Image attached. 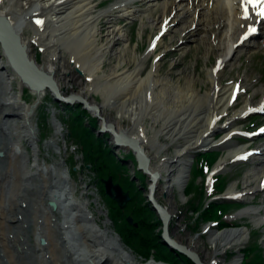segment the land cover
I'll use <instances>...</instances> for the list:
<instances>
[{
  "label": "bare ground",
  "instance_id": "obj_1",
  "mask_svg": "<svg viewBox=\"0 0 264 264\" xmlns=\"http://www.w3.org/2000/svg\"><path fill=\"white\" fill-rule=\"evenodd\" d=\"M134 1L118 0L96 12L95 6L98 3L95 5L94 0H0V43L4 47L6 45V48L0 52V151L2 152L0 155V264H126L127 262L169 264L152 256L146 262L136 260L133 251L123 244L119 234L110 227L109 220L101 219L93 213L89 205L96 199L90 201L89 194L84 191L75 194L73 181L59 158L62 151L57 142L58 138L45 141L47 149L58 153L57 158L48 163L39 161L37 129L31 116L47 88L35 86L39 85L37 81L44 80L46 83H51V80L56 79L55 62L59 59L58 54L61 49L67 51L73 63L83 70L78 68L80 74L84 72L87 74L89 82L87 80L83 82L84 89L74 94L86 99L90 105L99 106L105 124L110 123L115 132H123L137 140L139 147L144 150L149 160L147 170L155 179L154 183L150 181L149 184V187L153 185L152 200L156 196L158 183L166 177L173 164H176V170L172 175L167 176L164 192L177 187L183 195L188 181V166L195 152L220 151L223 149L221 146L226 147L227 155L231 160L229 157L217 160L218 154L211 166L213 175H221L228 165L240 162L237 158L242 151L248 149L244 145H236L233 136L237 135L239 129L234 121L241 118L252 104L246 99L240 109L229 111L232 98L236 96L235 82L221 85L218 82V72L221 65L232 61L239 50L256 47L249 39L241 43L237 42L250 24H264V20L257 22L258 11L245 18L242 0H146L149 3L153 2V7L159 5L162 8L161 18L158 21L161 34L170 30L165 12L169 10L170 13L175 10L173 15L178 18V25H182L183 30L188 29L185 34L193 36L200 30L208 52H212L215 46L220 49L223 48L222 45L227 46V49L217 56L221 64L216 68L214 66L207 74L211 87L202 92L194 87L195 81L189 77L186 78L183 86L180 83L171 84L170 80L159 83L160 79L155 77L157 75L155 63L151 64L146 75L142 73L146 57L154 50V43L144 56L135 60L134 68L121 67L110 73H101L110 44L101 43L97 21L104 15L114 17L116 12L123 17L135 15L140 9H134L129 5ZM117 7L119 9L114 10ZM37 16L45 17L42 25L35 23L37 19L34 18ZM5 25L11 26L18 34L19 44L23 46L27 60L36 66H33L36 72L24 65L18 44L10 40V33ZM28 28L33 32L30 37L25 36L23 32ZM192 28L193 31H190ZM117 30L113 28L108 34H116ZM121 33L119 32L118 38H121ZM32 42L39 45L43 51L45 55L43 63L38 64L30 54ZM262 44L264 46V39ZM164 56L165 53L160 59ZM13 79H17L21 90L30 87L34 94L33 102L27 103L21 98L20 93L14 92L11 86ZM55 85L60 97L74 95L73 92L66 91L63 83L61 86L55 81ZM94 93L102 95L103 102H91L88 95ZM57 101L62 102L59 99ZM107 106L115 109L116 117L121 120L127 119L131 124L122 128L118 126L116 120L105 117L102 112ZM223 116H226L224 121L218 125L217 121ZM149 117L153 120L152 131L144 126L145 119ZM54 120V132L57 136L61 132L60 122ZM221 132L223 133L218 140L216 136ZM249 133L248 144L257 137L252 130H249ZM160 135L170 142L178 141L176 159L165 157L152 161L148 149L157 153L168 144V142L161 144ZM21 140L33 146L32 162L26 144L24 145ZM249 149L252 151L251 155L261 156L264 160V147L263 150L257 146H250ZM132 151L136 155V151L133 149ZM9 172L13 176L10 174L8 178L6 174ZM257 174L256 169L251 170L246 176L248 183L255 181ZM149 177L151 179L150 175ZM263 178L264 172L258 179L256 187L245 186L237 200L245 202L244 198L247 195H253L259 190L264 192V186L260 185ZM8 182L12 183V192L5 195V185ZM2 185L4 189L1 188ZM239 191L232 187L223 190L227 196H233ZM12 199L14 201L7 210L8 200ZM50 200L56 203V209L48 204ZM23 203H26L24 207ZM96 206L98 212L103 211L102 207L97 204ZM166 211L168 212V207ZM245 213L256 225L262 222L261 213L253 207L238 210L235 216ZM170 221L171 217L167 225ZM6 226H8V234L4 232ZM249 233L247 224L225 226L223 230L210 229V241L215 245V252H223L227 247H234L239 251L244 246ZM40 236L45 237V244L38 242ZM168 236L178 244L186 246L188 250L194 251L199 260L204 262L193 239L184 243L181 239L172 236L169 227ZM240 258L239 254L236 255L231 264H236Z\"/></svg>",
  "mask_w": 264,
  "mask_h": 264
},
{
  "label": "rangeland",
  "instance_id": "obj_2",
  "mask_svg": "<svg viewBox=\"0 0 264 264\" xmlns=\"http://www.w3.org/2000/svg\"><path fill=\"white\" fill-rule=\"evenodd\" d=\"M115 1L118 0H94L95 5L96 3H98L97 6H95V11L98 12L100 10H103L104 8L109 7ZM152 3L153 2L149 3L146 0H135L134 2H131L129 5H131L134 9H140L138 12H136L135 15H125V17H123L119 16L120 14L116 12L114 14L118 16H115L113 14L114 17L108 15L106 17L105 15L99 17L97 21V29H99L98 35L101 43H104V45L110 44L107 48L108 50L105 56V61L101 73H110L111 71L120 69L121 67L129 69L134 68L136 65L135 60H137L139 57L144 56L149 51V47L151 46V44L154 43V50L149 52L148 56L145 59L144 66L141 70L144 75L149 72L151 64L155 63V65L157 66V75L155 77L158 80L160 79L159 83L163 80H170L169 82L171 84L180 83L183 86L186 78L189 77L190 79L195 81L194 87L199 91L204 92V90L209 89L211 87V84L207 74L211 70H213L217 56L220 52L222 53L223 50H226L227 46L222 45V49L215 46L212 52H208L206 50L205 41L203 43V35L201 36L200 30L197 31V34L193 36H188V34H185L188 29L183 30L182 25H178V18L173 15L175 10L171 11L170 13L169 10L165 12V15H167L166 22L170 24V30L161 34L158 26V21L161 18L160 16L162 13V8H160L159 5L158 7H153ZM117 9L119 8H114V10ZM154 18H156V21H154ZM113 28L118 29L117 33L108 34ZM193 28L190 31H193ZM118 31L120 33L122 32V39L118 38ZM23 32L24 35L28 37L32 36L33 34V32L29 28L24 29ZM252 43L257 46L253 49L249 48L239 50L236 54V57L233 58L232 61H227L223 69L218 72V82L221 85H230L232 82H238L241 84V88L243 89L236 101L232 102L229 111L240 109V107L244 105L246 99L250 100V104H258L261 100L260 98L262 94L264 93V46L262 44V35L259 40H254ZM30 49V54L34 56L37 63H43L45 60V55L43 54V51H40V46L32 42L30 44ZM0 52H2L1 46ZM164 53L165 56L160 59L161 55ZM58 56L59 59L55 62V64H57L55 81H58L60 85L63 83V85L66 86V91H69L68 93L73 92L72 94H74V92H79L84 89L83 82H86V80L87 82H89L87 74L85 72L82 74L78 72V68L81 71L83 70L77 64L73 63L74 61L73 59L69 58V53L67 51L61 49ZM11 86L14 92H16L17 94L20 93L21 98H23V100L27 103L34 101L33 93L30 90L24 91V89H27L25 87L21 90V88H19V82L17 81V79L12 80ZM88 96L91 102H103V97L99 93L89 94ZM41 98L42 101L36 107V111L31 116V120L33 121V124L37 129L38 139L36 142L38 143V146L40 148L39 161L41 163H44V161L48 163L57 158L58 153L54 152L52 149H47L45 141L54 137L58 138L57 142H59V145L61 147L60 151H62L59 158L63 163L66 173L70 175V178L73 181L72 183L75 186V194L78 195L80 192L84 191L86 192V194H89L88 196L90 198V201L95 198L96 201H91L89 205L93 213H95V215L99 216V218L101 219L107 218L109 220L110 227L114 229L115 224L111 222L108 216L106 196L104 197V195H102L99 190V186L101 184V176L97 177L95 171L92 170L91 166L88 167L89 163L86 164V162L82 159V151L78 150L76 151V153L74 152V150H76L77 148H81V146L77 141H74L72 139V137L70 136L69 127H67L63 123L62 118L66 114L68 108H66L65 105H60L59 101H57L59 103H56L55 100L51 98V93L47 90H45L44 95L41 96ZM87 112L91 117H93L88 110ZM102 113L105 117H108L113 121L116 120L118 126L120 125L122 128L128 127L131 124V122L127 119L121 120L120 118L116 117L115 109H112L109 106H107ZM251 116L249 115L236 119L234 121L236 122L235 126L237 128L242 127V129L245 130H253L264 124V115L258 116L257 114H253ZM225 117L226 116L219 118V120L217 121L218 125L222 124ZM84 118V125L89 127L90 119L87 115ZM54 119H57L60 122L59 129L61 132H59L57 136L54 132ZM152 122L153 120L150 117L145 119L144 126H146L147 130L152 131ZM95 124H98L97 129H99L101 124L100 118H96ZM157 124L158 128H160L161 126L159 125V123ZM222 133L223 132L219 133V135L216 136L218 140ZM106 135L107 136L106 139H104L103 147L110 150L114 158H123L122 161L125 167V175L128 177V179L132 180L135 183L136 188L139 189L140 196L142 198L147 197L148 199V195L150 194L148 185L151 184L149 175L143 174V171L139 169L137 170V160L128 157L130 151L128 147H116L115 141L112 138L111 134L106 133ZM159 137L161 144L167 142L168 144L165 145V147L157 153H155V151L151 149H148L149 156L152 161L154 162L159 160L158 158L165 157L176 159V146L178 144V141L170 142L169 139L162 135H160ZM233 139H235V142H237L236 145L238 144L242 146L245 144V148L249 145L251 147H264L263 136L254 138L253 141L249 144H247L248 142L245 143L244 138L242 139V141H240L237 135H234ZM21 142L24 143V145L26 144L25 147L28 154H30V160L32 162L34 157L31 155L33 146H29L27 143H25L24 140H21ZM179 143H181V141ZM221 147L223 149H220V151L212 150L209 152L201 153L200 155L196 156L195 159L194 156L197 153H194L195 155L192 158L190 157L191 162L188 166V181L186 182V185H190L192 187L191 192L188 195L183 196L182 191H180L177 187H172L170 191L164 192L167 176H169V174L172 175L176 170V164H173L170 168V173H166V177L160 180V182L158 183V190H155L156 196L154 198L155 201L161 203L165 208L168 207V212H170V214L172 215L171 221L168 224L169 229L172 232V236L177 239H181L184 243H188L191 241V239H193V243H195L197 246L196 248L199 249L198 251L200 252V257L202 256L201 259L204 262H208L211 264H231L232 260L236 258V255H240V253H237V251H233L234 247H227L224 253L222 251L215 252V245H212L210 241V229L212 228L207 229V231H203V227L207 222V218L201 217L198 219V213H194V210L190 208L191 205L200 204H203V207H205V203H207L206 201H204V199H202L203 196L200 197L199 189L200 183L203 184V179L201 178V180L198 175H195V173L193 172V170L195 169L194 167L199 162L209 161V159H211L212 156H216L218 152L220 153H218L219 157L217 160L226 157H229L231 160V157L227 155L228 149L223 146ZM120 153H122L123 155L119 156ZM193 159L194 162H192ZM254 169H256L258 173L256 176L257 178L255 179V181L248 183L246 176L251 170ZM263 172L264 160L261 158V156H258V158H254V160H251L249 162L243 161L239 163H232L228 165V168L224 170V172H222L223 179L221 180V182L225 181V183H222L221 188L223 190H228L232 187L234 189L243 191L244 187L247 185V187H256V184H258V179H260V176L263 174ZM10 174L12 175L11 172L7 173L6 177L9 178ZM137 174L140 178L143 179V182L146 183L144 187L139 184ZM94 178L96 179V181H93ZM214 179L217 180L218 178L215 177ZM1 188H3V185L1 186ZM5 188V195L11 193L12 183H6ZM2 196H4L3 191ZM199 197L200 199L198 201ZM244 199L245 202L223 200L222 202L214 204L213 211L227 213L228 215L225 218L228 222L232 223L231 226L233 227L244 226L247 224L249 226L250 233L246 242L244 243V246L247 247L253 245L252 243H259L261 254H263L264 256V222L256 225L254 221H251V217L246 213L229 219V213L232 214L236 211L238 212V210L244 209L245 207H253L264 215V192L260 190L256 191L255 194L247 195ZM13 201V199L8 200L7 210L10 208ZM5 203H7L6 199ZM25 204L26 203L22 204L23 207ZM96 204L102 207L103 211L98 212ZM14 206L16 207V204H14ZM159 219H161L160 215ZM262 221L264 220L262 219ZM216 228H220L219 230L224 229L220 225ZM7 231L8 226H6L4 229V232L6 234H8ZM123 244L125 243L123 242ZM131 250L135 254L136 260L138 259L144 262L148 260H143L145 258L139 251L135 252V250ZM151 255L152 254H150L149 257ZM241 260L242 258H240L236 262V264H239Z\"/></svg>",
  "mask_w": 264,
  "mask_h": 264
},
{
  "label": "trees",
  "instance_id": "obj_3",
  "mask_svg": "<svg viewBox=\"0 0 264 264\" xmlns=\"http://www.w3.org/2000/svg\"><path fill=\"white\" fill-rule=\"evenodd\" d=\"M64 105L68 109L62 118L63 123L69 127L72 139L80 144L86 164H91V168L95 171L97 177L112 175L113 180L120 183L130 194V199L122 210L114 200L105 195L103 185L100 184L99 186L101 194L104 197L106 196L108 216L111 217L124 243L135 250V252L139 251L145 259H148L149 255L152 254L154 259L164 260L169 264H195L184 253H180L177 249L168 246L163 241V237L160 234L163 228L161 219L155 214L147 197L142 198L135 183L125 175L123 161L114 158L111 151L103 147V142L107 135H96L95 130L98 125L95 124L96 118L91 117L80 104H74V106ZM86 115L90 119L89 127L83 123ZM217 155L212 156L209 161H204L203 164L195 168V175H204L205 170H208L210 164L217 159ZM128 157L133 158V154L130 152ZM137 177L139 184L144 187L146 183L143 182V179L138 174ZM221 180L220 178L216 183L214 190L222 191ZM93 181H96V179L94 178ZM191 187L190 185L187 188L185 187V195L191 192ZM199 194L201 197L204 194V190L200 189ZM214 204L216 202H211L205 207H203V204L191 205L190 208L195 210V212L197 211L198 219L201 217L207 219L216 217L220 225L229 224L226 220H222L224 212L213 211ZM127 215L133 217V222H137L135 226L133 223H128L126 219ZM252 244L242 250L244 257L240 264H264V256L261 254L259 243Z\"/></svg>",
  "mask_w": 264,
  "mask_h": 264
},
{
  "label": "water",
  "instance_id": "obj_4",
  "mask_svg": "<svg viewBox=\"0 0 264 264\" xmlns=\"http://www.w3.org/2000/svg\"><path fill=\"white\" fill-rule=\"evenodd\" d=\"M5 18H6V16H4V19ZM5 26L7 27L6 30L10 33V40L12 42H15L16 44H18L19 53L22 55L24 65L27 68L32 69L36 72V70L34 69V67H36V66L33 65L32 62H29L27 60L26 54L24 53V48H23V46H21V44H19L18 34L13 31L11 26H9V25H5ZM0 45H1L2 50H4L6 48V45H5V47L1 43H0ZM37 83L39 85H36L35 87L40 88L42 86V87L48 88L51 92L54 93L53 95L57 100L59 99L62 102L64 101L68 104H73L74 102H77V103L81 104L82 107L86 108L91 113L92 116H94L95 118H100V120H102V121L100 124V128L98 130V133L99 134L110 133L112 138L115 141V146H118V147H120L121 145L122 146H128L129 149L135 150L136 151L135 160H137V164H138L137 169H139L141 171H146L147 173H149V171L147 170V164H148L149 160H148L144 150L139 147L138 141L134 140L132 137L127 136L123 132H120V133L115 132L112 124H110V123L105 124L104 117L101 116V110H100L99 106L88 104L86 99H83L81 96L76 95V94L70 95V96H65V97H60L57 94V86L55 85V80H51V83H46L44 80H40V81H37ZM0 154H1V152H0ZM156 175H158V174H156ZM150 176H151L150 181H152L154 183L155 182L154 175L150 174ZM158 177L159 176H156V178H158ZM100 181L104 186L105 194L108 195V197L111 200L112 199L115 200L117 205H119L120 208L123 209L126 206L125 205L126 202L129 201V199H130V195L128 194V192L125 191L119 183L113 182L112 176H108L106 178L102 177L100 179ZM148 189H149V193H150L148 195L149 202L152 204L155 212L161 216L162 225H163L161 236H163L164 242L168 246L173 247V248L177 249L178 251L183 252L186 256L193 259L195 264H206L204 262L202 263L199 260V258L197 257V255L194 251L188 250V248H186V246H184L182 244H178L173 238H171V236H168V226L169 225H167V221H168V219H170L171 215L169 213H167L166 208L163 207L162 204L158 203L154 199L153 200L151 199L152 194H153V193L151 194V191L153 189V185H151ZM48 203L52 206V208L56 207V203L54 201L50 200ZM127 220L129 223H132V221H133L131 216H127ZM133 224L136 225L137 222H135ZM39 241L42 243H45V238L40 237ZM126 264H131V263L127 262ZM138 264H144V263H138Z\"/></svg>",
  "mask_w": 264,
  "mask_h": 264
},
{
  "label": "snow or ice",
  "instance_id": "obj_5",
  "mask_svg": "<svg viewBox=\"0 0 264 264\" xmlns=\"http://www.w3.org/2000/svg\"><path fill=\"white\" fill-rule=\"evenodd\" d=\"M242 3L244 5V16L245 18H248V9H247V5L251 4L253 7L259 6V15L261 17H264V0H242ZM35 23L37 25H42L43 21L40 19H37L35 21ZM249 31H255L254 28H250ZM264 110V109H261ZM262 131H264V129H262Z\"/></svg>",
  "mask_w": 264,
  "mask_h": 264
}]
</instances>
